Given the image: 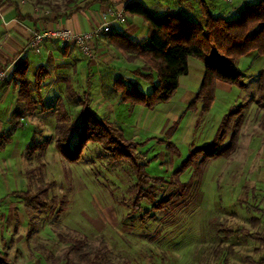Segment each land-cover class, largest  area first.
I'll use <instances>...</instances> for the list:
<instances>
[{
    "label": "rangeland",
    "instance_id": "rangeland-1",
    "mask_svg": "<svg viewBox=\"0 0 264 264\" xmlns=\"http://www.w3.org/2000/svg\"><path fill=\"white\" fill-rule=\"evenodd\" d=\"M73 1L46 0L43 8L63 10ZM260 58L262 67L253 70H246L244 62L237 63L245 87L232 86L230 92L216 90V100L204 117H200L199 105L198 114L187 111L184 118H179L187 102L182 104L183 90L177 93L169 102L177 106L175 115L179 118L169 130L166 128V139L171 141L162 136L147 137L146 132L143 142L134 139L142 144L138 155L144 152L143 158L149 159L147 174L164 179L163 183L146 186L151 200L165 202L164 210H154L144 200L141 210L133 211L136 178L130 162H110L99 144L89 143L77 163H70L57 151L60 116L67 114L61 127L69 134L70 145L79 140L81 95L71 89L72 93L60 92L50 97L52 107L44 104L34 108L32 114L23 103L15 106L25 122L20 119L10 143L0 150V212L8 211L7 195L22 191L16 194L21 203L15 230L6 218L4 232L13 236L27 227V235L23 246L2 249L0 264H258L264 259V107L259 104L256 75L257 70L264 69V58ZM197 77L192 71L193 96L200 87ZM72 86L81 91L78 82ZM137 106L150 112L159 105L152 110ZM241 106L244 120L236 149L218 158H208L207 152L199 150L192 158L193 165L179 177L175 171L190 152L211 142L222 118ZM131 111L125 119L128 126L134 120ZM3 115L4 108H0V117ZM148 115L142 121L144 128ZM10 121H15L13 115ZM229 140L230 134L225 143ZM170 143L179 153L171 151ZM17 147L23 156L22 173ZM34 198L46 208H36ZM24 213L27 217L22 223ZM223 230H239L243 235L225 239L218 236ZM249 235H257L259 240ZM74 242L88 245L83 248L88 255L85 259L78 251L70 252ZM10 249L14 254H7Z\"/></svg>",
    "mask_w": 264,
    "mask_h": 264
},
{
    "label": "crops",
    "instance_id": "crops-1",
    "mask_svg": "<svg viewBox=\"0 0 264 264\" xmlns=\"http://www.w3.org/2000/svg\"><path fill=\"white\" fill-rule=\"evenodd\" d=\"M132 1H140L156 17L173 12L187 20L205 24L206 18L203 15L205 9H208L212 13L211 15L215 17L222 16L226 19H234V17L239 16L240 11L245 6L255 4L260 0H74L68 6L69 8L59 9V12L48 11L46 8L35 6L32 1L0 0V67L12 65L13 71H15V68L23 61L28 63L26 79L35 108H42L44 104L52 107L54 101L50 97L59 96V93L63 91L72 93L70 89L76 95L82 97L85 93H88L91 111L98 118L106 119L120 128L124 135L129 134L127 136L129 138L125 136L126 139L132 142H136L134 139L143 142L144 137L142 136L146 132L147 137L153 135V139H163L158 137L162 136L165 141H171L166 139L165 135L169 133L166 128L169 130L173 125V121L175 123V119L184 118L188 113L187 109L179 118L175 115L177 106L172 107L171 103L161 104L156 107L155 111L149 112L141 109L140 106L133 107L128 103H121L119 95L114 92L113 83L119 78L127 86H137L144 93H149L152 90V85L136 74L137 69H143L145 63H140L141 60L139 59L134 62H127L124 55L108 40L109 34L121 33L135 43L144 44L148 41V26L144 19L139 16H127L124 13L125 4ZM89 3L87 9L69 13L77 7L83 8ZM120 14L122 17L118 18ZM104 25L107 26L99 35L94 37L90 45L94 50L93 57L83 54L77 45L59 39L49 40L45 38L36 49L30 48L29 45L34 36L33 34L43 33L49 29H67L80 34L92 33L96 28ZM240 61L247 66L246 70H253L258 65L262 67L263 63L260 56L255 54L242 57L238 63ZM204 66L203 58L191 57L189 59V74L180 78L178 90V93L181 90L184 91L180 93L182 94V104L187 102L186 105L188 106L196 95L193 96L190 90L193 84L190 81L191 72L194 71L197 74V79L201 84ZM39 69H43L44 73L41 85L36 87L35 73ZM260 71H255L256 75L259 76ZM141 81L144 82L140 83ZM154 81L156 82V78ZM74 82L79 83L81 91L72 86ZM143 83L144 85H142ZM146 84L150 85L151 88L149 86L148 88ZM232 86L221 81L217 82V90L230 92L234 88ZM18 87L19 85L16 82L10 84L5 82L0 85V108L2 110L4 108L5 112V116L0 117V136L7 133L11 125L12 113L15 111V106L18 105L17 100L20 89ZM81 98L78 101L79 105ZM184 99H186L185 102H183ZM183 109L181 108L180 111L182 112ZM128 110H132L131 112L134 114V120L129 126L125 120L128 117ZM136 110L138 111L137 115H135ZM101 111L105 113L104 116L98 113ZM147 113L149 115L144 128L142 127V121ZM152 113L157 114V116H152ZM196 113L198 114L199 110ZM119 115L121 120H119ZM22 121L25 122V119ZM155 144L157 143L151 142V145ZM142 154L144 155V152ZM17 157L20 160L19 166L22 173L21 162H23V156L18 147ZM146 159L149 160L147 156ZM15 192L22 191L9 192L10 194L5 198L8 211L2 214L0 212V219L3 220L0 227V253L5 247L7 249L14 245L17 248L23 246L22 243L27 235V227H21L19 234L13 236L10 234L5 235L4 232L6 218L10 219V226L15 230L16 218L20 217L18 204L21 203V200L14 194ZM25 217H27L26 213L22 214V223L26 222ZM12 250L10 249L7 254H14Z\"/></svg>",
    "mask_w": 264,
    "mask_h": 264
},
{
    "label": "trees",
    "instance_id": "trees-1",
    "mask_svg": "<svg viewBox=\"0 0 264 264\" xmlns=\"http://www.w3.org/2000/svg\"><path fill=\"white\" fill-rule=\"evenodd\" d=\"M27 1H32L35 6L42 8L46 3V0ZM89 5L90 3L83 8L77 7L69 13L87 9ZM125 5V15L139 16L144 19L148 26V41L144 44L135 43L121 33L108 35L111 45L124 55L127 62H134L139 59L146 65L145 69H142L145 72L138 70L136 74L152 85V90L149 93H144L137 86H127L120 78L113 83L114 92L119 95L121 101L131 104L133 107L141 105L152 110L157 105L169 103L178 93L180 78L189 74V59L191 57L203 58L205 66L202 82L194 99L187 106V110L198 111L199 107L197 106L200 105V117H204L209 114L216 100L215 92L218 81L239 88L245 87L244 75L236 66L242 57L256 52V55L264 58V0L245 6L240 11L239 16L234 17V19H226L222 16L215 17L211 15L212 13L208 9H205L203 14L206 18L205 24L187 20L173 12L156 17L140 1H132ZM53 11L59 12L58 9ZM27 71L28 63L23 61L15 68L6 83L16 82L19 85L18 105L23 103V106L26 105L29 113L32 114L35 106L31 100L29 84L26 79ZM43 73V69H39L35 73L36 87L41 85ZM257 78L259 82L257 89L259 104L264 107V69L260 71ZM88 97L89 94L85 93L80 101L82 126L79 140L73 146L70 145L69 134L67 135L64 127H61V125L66 124L67 114L59 117L60 123L57 129L61 137L56 141L57 151L70 163H77L89 143L99 144L111 160L110 162L119 160L130 162L132 175L136 178L135 187H133L135 193L133 211L141 210L144 200H147L154 210H164L166 208L164 201L154 202L146 193V186H150L151 183H163L164 179L147 174L149 161L143 158V155H138L137 152L138 147L142 144L126 139L120 128L106 119L98 118L90 109ZM242 110L243 107L241 106L237 111L226 114L222 118L219 128L215 131L212 141L191 151L188 158L183 161L175 173L180 177L183 172L189 169L193 165L194 159L192 158L199 150L207 152L208 158L229 156L237 146L239 130L244 120ZM21 113L19 108L12 113L15 121L11 122V129L0 136V150H3L10 143L12 132L20 125V119L23 118ZM235 117L236 119L233 120ZM229 134L230 140L225 143ZM168 147L175 154L179 153L173 144L170 143ZM54 185L55 182L52 183V186ZM18 193L15 192L14 194L18 195ZM44 193L43 191L42 194ZM24 194L20 193L21 196ZM32 201L36 208H46V205L37 199L34 198ZM241 234L242 232L239 230H223L219 232L218 236L229 239ZM249 236L253 240H259L257 235ZM74 243L70 252L78 251V255L85 259L88 255L86 251H83V248H88V245L85 244L84 246L82 242ZM258 264H264V259L260 260Z\"/></svg>",
    "mask_w": 264,
    "mask_h": 264
},
{
    "label": "built area",
    "instance_id": "built-area-1",
    "mask_svg": "<svg viewBox=\"0 0 264 264\" xmlns=\"http://www.w3.org/2000/svg\"><path fill=\"white\" fill-rule=\"evenodd\" d=\"M122 17L120 14L118 18ZM107 25L100 26L95 29L92 33H75L71 30L67 29H59V30H47L43 33H35L33 34V38L30 41V48L36 49V47L40 46V43L43 42L45 38L49 40H62L66 41L70 44H75L79 47L81 52L88 57L94 56V50L90 46L93 42V39L96 35H99L103 29ZM13 74V67L12 65H7L4 67H0V85H2L6 80H8Z\"/></svg>",
    "mask_w": 264,
    "mask_h": 264
}]
</instances>
